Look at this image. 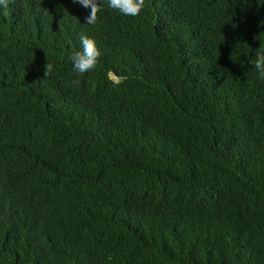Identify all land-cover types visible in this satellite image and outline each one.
I'll return each instance as SVG.
<instances>
[{
	"label": "trees",
	"instance_id": "obj_1",
	"mask_svg": "<svg viewBox=\"0 0 264 264\" xmlns=\"http://www.w3.org/2000/svg\"><path fill=\"white\" fill-rule=\"evenodd\" d=\"M53 1L0 15V264H264V0Z\"/></svg>",
	"mask_w": 264,
	"mask_h": 264
},
{
	"label": "clouds",
	"instance_id": "obj_2",
	"mask_svg": "<svg viewBox=\"0 0 264 264\" xmlns=\"http://www.w3.org/2000/svg\"><path fill=\"white\" fill-rule=\"evenodd\" d=\"M19 1L24 2V12L19 14L20 16L22 14L26 15L30 26L36 24L43 13L49 15V13H53V9H59L53 0H0V15L6 17L11 14L14 11L13 8L19 6ZM101 2L102 0H66L59 1L58 3L65 9L75 7L79 10L81 6L85 7L86 9L80 18H85L86 24L94 25L97 23L98 14L102 10ZM107 2L109 7L112 8L110 10L132 17L139 16L146 7V0H107ZM74 15L77 16L78 11ZM87 35L81 34L80 36L82 50L75 51L70 56L73 70L81 76L95 70L102 55L96 41ZM251 63L257 71L259 78L264 80V52H258ZM51 71L52 65L47 62L45 75L47 76ZM26 76H28V72L19 71L14 74L11 81H19ZM72 83L78 85L79 80H75ZM113 83H119V81H114ZM90 84L91 90L95 91V83L90 82Z\"/></svg>",
	"mask_w": 264,
	"mask_h": 264
}]
</instances>
